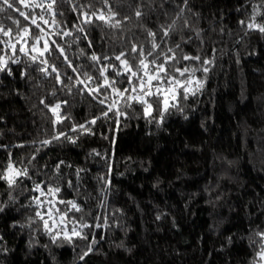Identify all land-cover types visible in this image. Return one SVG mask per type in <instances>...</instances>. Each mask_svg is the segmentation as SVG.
Listing matches in <instances>:
<instances>
[{
    "label": "trees",
    "instance_id": "trees-1",
    "mask_svg": "<svg viewBox=\"0 0 264 264\" xmlns=\"http://www.w3.org/2000/svg\"><path fill=\"white\" fill-rule=\"evenodd\" d=\"M16 7L30 16L42 12ZM109 7L117 13L111 23L121 21L118 28L91 15L107 16ZM137 7L141 17L134 14ZM55 11L57 23L45 11L49 23L38 19L40 28L14 10L0 13V24L13 29L16 44L13 53L4 43L9 38L0 34V56L12 58L8 70L0 71V175L10 163L28 173L13 187L0 179V264H264L258 255L264 242L258 235L264 232V32L247 26H264V0H57ZM83 12L92 23H83ZM24 27L30 29L27 43L17 42ZM149 30L160 47L147 59L159 56L163 62L162 54H174L170 70L196 69L195 78L204 82L196 95L180 98L161 120L154 98L156 111L145 117L142 105L126 106L111 89L81 91L77 81L85 79L83 73L94 78L88 83L95 88L103 83L105 66L116 88H130L127 76L117 75L123 66L115 56L123 51L138 65L142 57L130 49L142 45L147 55ZM36 37H42L38 44ZM45 40L52 54L39 59L55 65L63 84L56 73L39 71V59H30L38 56L32 45L42 49ZM56 45L64 47L72 67ZM93 54L101 60L92 61ZM184 55L200 60H183ZM113 101L117 108L109 111ZM58 103L64 119L54 123L50 107ZM81 124L90 132L72 131ZM60 133L66 135L54 139ZM37 184L61 191L41 197L38 206L32 199L39 196ZM59 200L75 201L82 211H69L64 224L59 214L49 219L50 227L55 221L52 234L61 232L53 242L36 213L52 206L67 211L70 205ZM74 223L78 229L90 225L83 229L87 241L63 238ZM93 238V251L81 260Z\"/></svg>",
    "mask_w": 264,
    "mask_h": 264
},
{
    "label": "snow or ice",
    "instance_id": "snow-or-ice-1",
    "mask_svg": "<svg viewBox=\"0 0 264 264\" xmlns=\"http://www.w3.org/2000/svg\"><path fill=\"white\" fill-rule=\"evenodd\" d=\"M102 2L105 5H108L109 0H102ZM21 4L26 8H40L42 10L41 14L37 16H30L28 13L21 11L20 8L16 7L14 8L15 4ZM184 3H187V0H184ZM57 4V0H41V2H36V0H0V13H4L7 10H14L19 13L20 16L24 17L25 20H31V24L35 25L37 28H40V25L37 23V20H42L44 24H48L49 21L44 18V12H48L53 16L52 23L56 24L57 21L55 20V6ZM78 6H73V11L77 10ZM183 11V10H181ZM109 14L106 16L103 12H101L99 15H97L95 12H93L91 15L95 16L96 19L103 21L105 24H108L111 27L118 28L121 26V21L116 20L115 23H111L114 17L117 15V13L113 12L111 10V7L108 9ZM136 17H141L143 15V12L141 11L140 7H137L134 12ZM84 20L83 23L89 24L92 23L91 16L87 12L82 13ZM11 19V17H9ZM125 20L130 19V17L125 16ZM13 23L19 25L18 20H14ZM243 24L244 21H241ZM175 24V21L173 22V25H170L169 28H172ZM249 28H258L259 31L264 32V26L258 25V24H252L249 23L247 25ZM78 31L83 32V28H79ZM41 32H43V29H41ZM0 34H2L4 37H8V41H4L5 44L11 47L13 50V53L16 50V44L12 43L11 40L13 38V29L12 28H5L3 24H0ZM65 36H70L72 33L70 31L64 32ZM163 35L167 37L169 35V29L165 28L163 29ZM30 36V29L28 27H24L20 29L19 32L16 33L15 39L17 42L24 41L27 43L26 37ZM148 36L153 38L152 42V50L148 51L147 55L144 54V50L142 45L132 44L131 46V53H137L142 58L139 59L138 65H133L129 62L128 59L125 58L126 53L121 51L119 55L115 56V59L117 61H120V64L123 66V72H117V75H126L129 85H131L130 88H125L123 90L116 88L114 86L115 81H110L108 77L105 75V73L108 70V66H105L100 69L101 75L104 77L103 83L98 85L97 87H89V83L94 80V78L89 75L87 72L83 73L85 79H79L77 81L78 84L83 85L84 88L81 89V91L86 90L89 95H95L97 93H100L101 89H111L112 93L116 94L118 97L122 98L125 101L126 106L131 107V102L138 103L143 106V112L145 117H151L153 112L156 111V108L153 107V98L155 103H157L161 109L160 111V117L161 120L163 119V116L166 112L169 111L170 108H176L178 105V101L180 98L187 99L189 95H196L198 91H200L203 88V81L200 79L195 78V71L196 69H189L187 67L180 68V67H174L171 70L169 69L168 65L170 62L174 61L176 59L175 55H168V54H162L163 62H158L160 57L154 58L152 60H148V56H152L154 50L158 49L160 47L159 44L155 43V37L156 33L152 31H148ZM42 37H36V44L40 42V39ZM86 38V37H85ZM55 44V42H52ZM36 44H33L31 47V51L38 53L37 55H33L30 57L33 63H36L39 57H43L45 53H48L49 55L52 54V47L49 44L47 40L43 43V48L36 47ZM89 47H91V42L89 41ZM179 48V45L176 46ZM56 49L58 50L60 56L64 58V60L68 63L69 67H72L71 61L68 60L67 55H65V49L64 47L60 45H56ZM20 52H24L25 54L28 53V49L25 47H20ZM168 53H173V49L169 48ZM183 60H200L199 56H188L184 55ZM8 59H12L9 57ZM8 59H5L4 56H0V71H6L8 70ZM90 59L94 62H99L101 60V57H98L97 55L93 54ZM103 59L107 60L108 57H103ZM13 63H18L19 61L13 59ZM40 65H43V67L39 68V71L43 73L45 76H49L52 73H56V80L58 83L63 84V80L60 77V74L55 67L54 64H49V61L47 59H39ZM203 63L205 65L210 64V60H204ZM114 67V66H112ZM51 69V71H49ZM73 71L76 72L77 69L73 67ZM205 73L208 71L207 67H204L202 69ZM176 73L179 74V77H185L186 74H188V78L185 80H181ZM195 85L193 88L192 85ZM71 91V88L68 89ZM129 92L135 93V95H127ZM107 99V97H106ZM101 104H103L105 101L102 99L99 101ZM41 103L43 104L44 101L41 100ZM66 103V101L64 102ZM46 107H49L48 105H45ZM61 105L58 103L54 106L50 107V111L56 116V120L54 123H61L63 121V117L60 116L58 110L60 109ZM114 108H117V101H113L112 104L108 105V110L112 111ZM118 110V109H117ZM123 114V113H120ZM103 116H107V112L102 113ZM96 119H99V117L93 119L90 121V124H95ZM77 128L80 130H83L84 132H90L89 128H86L85 125L81 124L78 126L73 127L72 131H76ZM65 133H60L54 139H59L60 136H65ZM70 139V138H69ZM75 142V141H72ZM43 144H48L50 141H43ZM22 147V145H21ZM59 167V165L57 166ZM79 171H77V175L79 174ZM27 169L17 170L14 168L13 164H9L7 169L5 170L3 175H0V179L5 180L9 187H13L17 184V178L20 176H27ZM69 185H71V181L68 182ZM34 191L39 192V196H35L32 199L36 202L38 206L42 205L44 202L41 200V197L44 196H51L55 195L56 193H59L61 191L60 187H47V191L43 187H41L40 184H37L35 186ZM48 205H53L52 200L47 201ZM58 203L70 205V208L67 209V211H62L58 208H55L54 206L49 207L47 209L46 214H42L41 212L37 211L36 216L43 221V227L44 229L52 236L53 242H56V240L61 236V232H56L55 234H52V227H55V221H53L52 227L49 226V219H52L54 214H59L60 217V224H64L65 220L67 218V214L69 211H76L80 212L82 211L81 207L75 202V201H64L59 200ZM45 215H47L48 219H45ZM90 227V225L87 224H80L79 229L75 226V223L71 229V232L69 233L67 230L63 231V238L69 242L72 241L73 237L82 239V240H88V236L83 233V229ZM96 227H100V225H96ZM258 235L261 237V240L264 241V232L258 233ZM97 241L95 238H93L92 241L88 243L87 251L83 253V255L80 257L81 260L84 259V257L88 256L89 253L93 251V245ZM261 259H264V242L261 243V251L258 254Z\"/></svg>",
    "mask_w": 264,
    "mask_h": 264
},
{
    "label": "built area",
    "instance_id": "built-area-1",
    "mask_svg": "<svg viewBox=\"0 0 264 264\" xmlns=\"http://www.w3.org/2000/svg\"><path fill=\"white\" fill-rule=\"evenodd\" d=\"M130 95H135V93H131Z\"/></svg>",
    "mask_w": 264,
    "mask_h": 264
}]
</instances>
